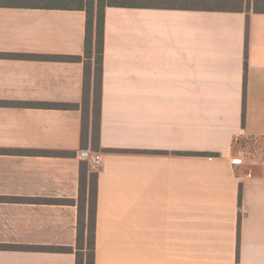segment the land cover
<instances>
[{
    "label": "crops",
    "instance_id": "obj_1",
    "mask_svg": "<svg viewBox=\"0 0 264 264\" xmlns=\"http://www.w3.org/2000/svg\"><path fill=\"white\" fill-rule=\"evenodd\" d=\"M229 3L105 10L95 264H264V12ZM84 33L82 11L0 6V245L75 247L77 206L29 201L77 202L89 175L81 110L37 106H81L82 63L48 58Z\"/></svg>",
    "mask_w": 264,
    "mask_h": 264
},
{
    "label": "trees",
    "instance_id": "obj_2",
    "mask_svg": "<svg viewBox=\"0 0 264 264\" xmlns=\"http://www.w3.org/2000/svg\"><path fill=\"white\" fill-rule=\"evenodd\" d=\"M243 1V0H240ZM254 10L264 12V0H247ZM0 6L10 8H34L62 11H82L85 13V33L83 55L80 57H49L48 59L63 62H79L83 65L82 103L77 105H37L40 107L81 110L83 130L82 143H87L90 133L92 151L99 150L101 83L104 53V18L107 8L131 9H178L189 7L206 8L207 10H225L231 6L229 0H0ZM214 6V7H213ZM13 57L12 55H0ZM19 57V56H17ZM38 59L39 57H32ZM246 68V64H245ZM8 105V103H0ZM22 106V104H12ZM242 122L244 113L242 112ZM90 129V131H89ZM189 156H217L209 153H190ZM86 163V162H85ZM87 164V163H86ZM88 165V164H87ZM81 166L79 198L75 201L31 200L29 202L76 205L78 209L77 234L75 247H29L21 245H0V251H35L52 253H73L75 264H95L96 211H97V172L90 168L89 175ZM238 205L240 206L241 197ZM5 202H19L20 199L4 198Z\"/></svg>",
    "mask_w": 264,
    "mask_h": 264
},
{
    "label": "built area",
    "instance_id": "obj_3",
    "mask_svg": "<svg viewBox=\"0 0 264 264\" xmlns=\"http://www.w3.org/2000/svg\"><path fill=\"white\" fill-rule=\"evenodd\" d=\"M78 157L94 170H97L101 165L102 157L99 152H95L90 149H82L79 151Z\"/></svg>",
    "mask_w": 264,
    "mask_h": 264
}]
</instances>
